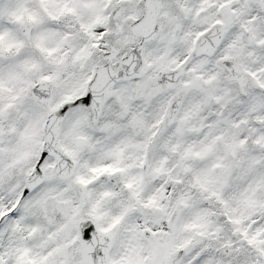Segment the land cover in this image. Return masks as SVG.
Wrapping results in <instances>:
<instances>
[{"label":"snow or ice","instance_id":"snow-or-ice-1","mask_svg":"<svg viewBox=\"0 0 264 264\" xmlns=\"http://www.w3.org/2000/svg\"><path fill=\"white\" fill-rule=\"evenodd\" d=\"M0 264H264V0H0Z\"/></svg>","mask_w":264,"mask_h":264}]
</instances>
